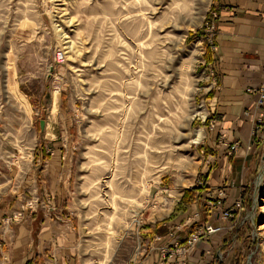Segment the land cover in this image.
Returning a JSON list of instances; mask_svg holds the SVG:
<instances>
[{
  "label": "rangeland",
  "instance_id": "rangeland-1",
  "mask_svg": "<svg viewBox=\"0 0 264 264\" xmlns=\"http://www.w3.org/2000/svg\"><path fill=\"white\" fill-rule=\"evenodd\" d=\"M211 3L0 0V205L47 197L43 206H56L49 172L62 168V219L78 236L79 264H139L164 236L145 228L168 220L186 189L206 186L219 139L206 126L200 38ZM249 145L247 196L235 219L220 218L217 264H264V126ZM39 184L47 192L36 195ZM191 212L187 229L212 224Z\"/></svg>",
  "mask_w": 264,
  "mask_h": 264
},
{
  "label": "crops",
  "instance_id": "crops-1",
  "mask_svg": "<svg viewBox=\"0 0 264 264\" xmlns=\"http://www.w3.org/2000/svg\"><path fill=\"white\" fill-rule=\"evenodd\" d=\"M209 10L218 14V51L206 50V53L210 52L211 62H205L212 72L207 70L209 83L206 93L209 95L212 92L208 98L210 117L213 116L210 122H214L210 126V138L216 140L218 137L219 141L211 144L216 161L205 174L208 189L203 192V198L198 203L204 209L207 193L212 190L224 187L226 207H230L246 191L245 174L252 153L246 157L241 153L229 156L227 146L222 143L240 142L244 146L250 143L259 112L258 96L247 93V89L257 88L264 80V0H212ZM241 168H244L242 175ZM49 173L52 177L49 193L56 205V213L47 216L34 203L21 207L24 201L20 197L14 203L11 202V210L7 209L10 203L6 204L7 207L5 204L0 205V264H79L78 236L74 228L64 232L65 225L62 226V222L55 219L57 216H67L61 208L68 193L67 178L62 168L53 163ZM42 191L47 192V189L39 184L34 192L37 195ZM198 208L195 206L199 219L225 228L226 222L220 221L217 214H202ZM14 213L21 215L7 221ZM178 222L175 226L176 229L180 228L178 237L185 241L191 229H187L189 224ZM147 229V232H153V226L149 225ZM168 229L171 230V227ZM183 229L188 232L184 234ZM162 238L158 243L151 241L150 251L141 253L145 257L139 264H217L220 257L217 255L224 240L223 234L210 236L201 241L182 262L177 259L163 260L160 250L171 247L174 240L168 235Z\"/></svg>",
  "mask_w": 264,
  "mask_h": 264
},
{
  "label": "built area",
  "instance_id": "built-area-1",
  "mask_svg": "<svg viewBox=\"0 0 264 264\" xmlns=\"http://www.w3.org/2000/svg\"><path fill=\"white\" fill-rule=\"evenodd\" d=\"M208 14H209V17L206 16L204 18V25L202 29L203 36H201L200 38L204 40V42H206L205 43L206 50L208 49L211 52H217L218 47L216 44V39H217L216 19L218 18V14L211 10H209ZM206 50L204 51V54H206ZM203 64L205 65L206 71L209 70L210 73H212L210 70L211 68L208 67V64L206 62H204ZM211 75L212 77H214L213 74ZM247 93L256 94L258 96L257 111L259 112V116L256 120L255 127L253 130V134H255L256 130H259L260 128H262V126H264V80L261 83V85L258 86L257 88H248ZM223 145H226L229 148V155L241 153L246 157L250 155L252 151L251 145L248 144L244 146V145H241L240 142H234V143L229 144L228 142L223 141ZM200 184L203 185V187L205 185L203 183H200ZM225 201H226V191L224 190V187L212 190L211 192L207 193V197L205 200V208L209 212H215L217 216L223 220H227V221L233 220L235 219L236 214L240 213L243 210V207H244L243 198L241 196L238 197L230 207H226ZM37 203L38 201H36L35 203L36 208L44 207L49 214L56 213L57 208L55 206L53 207L43 206L44 203L51 204V201L49 198L47 199V197H45L43 199V202H41L42 206L37 205ZM24 209L25 207L23 208V210ZM20 215L21 213H14L12 215V218H7L6 220L10 221V219H16L17 216H20ZM59 217L57 216V218L55 219L65 224L64 232H68L73 227L70 219L69 221L66 222L62 219L61 216ZM194 218L198 219L199 214L195 213ZM178 229L170 231L168 234V236L174 240L173 241L174 243L171 247H164L161 249V255H162L163 260L177 259L183 262L185 258L190 254V252L195 247H197V245L201 241L206 240L212 235L220 233L223 228L220 226L218 227L214 226L212 224H207L204 227L195 228L193 231L189 233V236L185 240L184 243H181V240L179 239L177 235ZM158 240H161V237H159Z\"/></svg>",
  "mask_w": 264,
  "mask_h": 264
},
{
  "label": "trees",
  "instance_id": "trees-1",
  "mask_svg": "<svg viewBox=\"0 0 264 264\" xmlns=\"http://www.w3.org/2000/svg\"><path fill=\"white\" fill-rule=\"evenodd\" d=\"M207 16L209 17V14ZM201 35L200 34H190L188 41L191 42L195 39H198L199 36H201ZM204 59L206 60L207 63L211 62L209 51H207V53L205 54ZM211 95H212V92L209 93L208 97H210ZM212 117L213 116H211L208 119L206 126L209 125L210 119ZM227 150H229L228 147H227ZM206 181H207V179H206ZM206 189H208L207 186H204V187L195 186L193 188L186 189L181 201L176 205L173 213L169 216V219L163 221L162 223L157 224L156 225L157 230H155L154 232H151L150 233L151 236H149V237L154 240L158 234H161V235L167 234L169 229L166 225H170L171 226L170 231H173V230H175V228H176L175 226H176V223L178 221H179L178 223L184 224V219L186 218V215L188 213H190L192 211L191 212L192 215L195 214V206H198L199 200L203 198V192H205ZM246 196H247V193L245 191L242 194L243 199H245ZM205 209H204V212H207ZM145 229L147 230V227ZM184 242L185 241H183V240L181 241V243H184Z\"/></svg>",
  "mask_w": 264,
  "mask_h": 264
},
{
  "label": "water",
  "instance_id": "water-1",
  "mask_svg": "<svg viewBox=\"0 0 264 264\" xmlns=\"http://www.w3.org/2000/svg\"><path fill=\"white\" fill-rule=\"evenodd\" d=\"M40 126H41V129L44 130V128H45V121H41Z\"/></svg>",
  "mask_w": 264,
  "mask_h": 264
},
{
  "label": "bare ground",
  "instance_id": "bare-ground-1",
  "mask_svg": "<svg viewBox=\"0 0 264 264\" xmlns=\"http://www.w3.org/2000/svg\"><path fill=\"white\" fill-rule=\"evenodd\" d=\"M262 228H263V227H262ZM262 228H261V229H262Z\"/></svg>",
  "mask_w": 264,
  "mask_h": 264
}]
</instances>
